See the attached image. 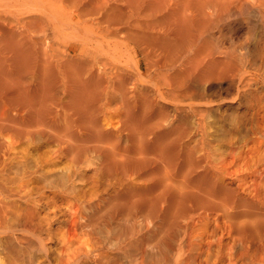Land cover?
Returning <instances> with one entry per match:
<instances>
[{
	"label": "bare ground",
	"instance_id": "obj_1",
	"mask_svg": "<svg viewBox=\"0 0 264 264\" xmlns=\"http://www.w3.org/2000/svg\"><path fill=\"white\" fill-rule=\"evenodd\" d=\"M0 264H264V0H0Z\"/></svg>",
	"mask_w": 264,
	"mask_h": 264
}]
</instances>
